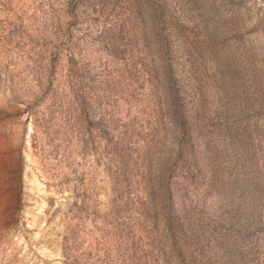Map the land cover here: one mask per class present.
I'll return each mask as SVG.
<instances>
[{"label": "rangeland", "instance_id": "rangeland-1", "mask_svg": "<svg viewBox=\"0 0 264 264\" xmlns=\"http://www.w3.org/2000/svg\"><path fill=\"white\" fill-rule=\"evenodd\" d=\"M0 264H264V0H0Z\"/></svg>", "mask_w": 264, "mask_h": 264}, {"label": "trees", "instance_id": "trees-1", "mask_svg": "<svg viewBox=\"0 0 264 264\" xmlns=\"http://www.w3.org/2000/svg\"><path fill=\"white\" fill-rule=\"evenodd\" d=\"M58 47L56 46L55 52L51 53L50 55L52 56L51 59V68L53 69L52 71L49 72V75L47 77L48 79V85L49 87H47V91L43 92L41 95L44 96L45 94L48 93L49 90H51V85H52V77L54 76L53 72L56 69L55 67V63L56 60L58 58ZM73 65V63L71 64ZM68 77L70 79L73 78V68H70L68 70ZM71 83V82H70ZM65 97H67V101L60 103L58 101L54 102V105L52 106V109L48 112V116L46 117L44 113H42V115H37V113L34 112V107L41 101V99L36 96V98L34 99L33 102L30 103V106H28V112L30 113L31 120H34L35 122V127L40 128V130L42 131V133L45 136L49 135V127H50V122L51 120L56 116L59 117V120L62 124L63 128H66L67 132H69L70 136H79L80 133H82L83 136H90L92 135L91 129L90 128V124H95V126L97 125V131L99 132L100 135L102 136H107L108 134L106 133V128L103 125V121H97V122H93L90 119V110L88 107V104L84 101V117H85V122L88 123V127L81 129L79 127V120L78 117L76 115V111L78 110V100H79V96L76 92V90L74 91V85L70 84L68 85V92H66ZM35 117V118H33ZM55 150V148H54ZM118 157L117 154H112L111 157L108 158L109 160V167L107 168L108 171H110V175L112 176L113 179V184H114V192H115V201H121L124 195V191L123 189H131V181H130V172L127 170H124L122 167H120L118 164H116V158ZM151 195V194H150ZM139 202V204H142V206L145 205V203H147L146 201H141L140 198H137Z\"/></svg>", "mask_w": 264, "mask_h": 264}]
</instances>
